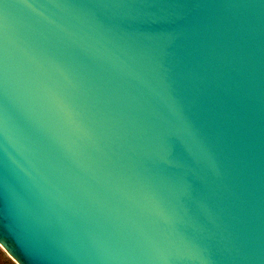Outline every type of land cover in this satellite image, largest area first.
<instances>
[{"label": "water", "instance_id": "1", "mask_svg": "<svg viewBox=\"0 0 264 264\" xmlns=\"http://www.w3.org/2000/svg\"><path fill=\"white\" fill-rule=\"evenodd\" d=\"M0 242L264 264V0H0Z\"/></svg>", "mask_w": 264, "mask_h": 264}, {"label": "rangeland", "instance_id": "2", "mask_svg": "<svg viewBox=\"0 0 264 264\" xmlns=\"http://www.w3.org/2000/svg\"><path fill=\"white\" fill-rule=\"evenodd\" d=\"M0 259L6 261V264H17L15 260L2 248L0 249Z\"/></svg>", "mask_w": 264, "mask_h": 264}, {"label": "clouds", "instance_id": "3", "mask_svg": "<svg viewBox=\"0 0 264 264\" xmlns=\"http://www.w3.org/2000/svg\"><path fill=\"white\" fill-rule=\"evenodd\" d=\"M4 246H5V243L0 242V249L4 248ZM0 264H6V261L3 259H0ZM17 264H18V262H17Z\"/></svg>", "mask_w": 264, "mask_h": 264}, {"label": "bare ground", "instance_id": "4", "mask_svg": "<svg viewBox=\"0 0 264 264\" xmlns=\"http://www.w3.org/2000/svg\"><path fill=\"white\" fill-rule=\"evenodd\" d=\"M4 249V248H3ZM5 250V249H4ZM6 251V250H5ZM7 252V251H6ZM8 253V252H7ZM9 254V253H8Z\"/></svg>", "mask_w": 264, "mask_h": 264}]
</instances>
